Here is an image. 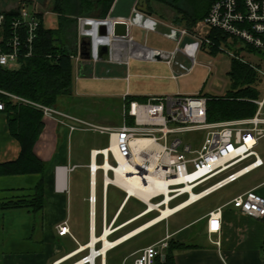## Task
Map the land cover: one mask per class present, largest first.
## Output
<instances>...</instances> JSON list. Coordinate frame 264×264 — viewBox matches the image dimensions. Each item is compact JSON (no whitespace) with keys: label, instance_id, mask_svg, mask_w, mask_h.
I'll return each instance as SVG.
<instances>
[{"label":"built area","instance_id":"1","mask_svg":"<svg viewBox=\"0 0 264 264\" xmlns=\"http://www.w3.org/2000/svg\"><path fill=\"white\" fill-rule=\"evenodd\" d=\"M139 1L136 0L133 17L128 22L147 34L160 31L164 37L176 42V51L164 52L152 49L146 43H138L131 37L117 42L111 34L104 35L100 31V25L106 19L78 17L76 20L77 50L76 54L71 57L74 66L83 60L80 53L82 43L91 42V59L96 63L101 60V45H107L109 52L106 61L108 63L128 66L130 59H127L125 55L145 62H157V57H159L161 61L170 65L173 69L172 78L177 80L193 73L199 64L197 59L199 53L210 54L214 43L209 35L213 29H218L228 35L230 42L238 39L240 42L237 45L238 48L248 44L264 50V0H217L211 6L208 16L198 22L192 30L164 25L138 11ZM30 5L34 6L32 12L28 8ZM2 11L7 13L15 11L17 15L7 27L4 15L0 14V67L12 71L18 70L25 59L34 53V43L41 26L40 16L45 15V12L41 8V3L36 0H20L15 8L3 7ZM220 50L232 58L236 57L235 52L224 45L220 46ZM179 54H182L185 60H180ZM236 58L240 60L239 57ZM174 67L177 69L175 70ZM261 73L264 75V72ZM125 79L127 81L130 79L129 72L126 73ZM0 93L12 101L35 106L43 112L44 118H53L67 126L72 132L79 129L78 124L94 127L56 108L35 104L3 91ZM252 103L257 106L254 117L211 124L207 115L208 98L200 94L151 96L146 101H128V95H125L122 126L97 128L109 135L110 143L108 148L91 153L92 162L89 168L91 177H96L99 170H102L104 177L103 235L110 236L116 231L115 228L113 229L114 223L108 226L107 222L106 202L109 186H115L122 190L127 198L131 197L143 203L146 209L142 212V217L157 213L148 221L154 223L151 226L154 227L167 223L176 214L262 168L264 161L256 149L259 141L264 138V92L260 98L252 100ZM4 110L5 103L0 101V112ZM68 121L73 124H67ZM194 132L206 133L202 143L194 145L180 137ZM143 140L149 141L150 145L138 147L137 141ZM112 145H115L121 161L115 157L111 149ZM93 153H97L96 163L99 157L103 160V164L99 165L95 171L93 170ZM111 160L114 165L110 163ZM108 162L113 167L107 171L105 165ZM131 165L136 169L133 175L140 176L147 187L151 186V196L148 202L135 194L130 196L128 191L113 181L107 183L108 177L114 180L116 175L121 176L120 179L125 178L123 177L124 171L127 166ZM61 169L70 171L74 170V167L72 169L57 167V173ZM156 179L158 181H155ZM193 193L196 196L195 199H192ZM174 202L177 204L171 208L175 212L161 218V209L170 207L169 205ZM89 203L91 209H94L90 217L95 219L97 198L93 200L90 196ZM150 203L154 205L151 211H149ZM226 208H232L245 217L264 223V195L254 188L208 213V234L210 236L221 233L223 212ZM90 229L95 231L93 223ZM59 234L60 236L70 235L67 223L59 227ZM169 238L166 236L162 241L143 248L134 264H155L157 258L164 259ZM215 244L220 247L221 241H216ZM89 254H92L91 248H89ZM100 256L101 253L98 251L96 258ZM261 258L264 261V245L261 249ZM88 259L89 255L85 256L81 262L91 264Z\"/></svg>","mask_w":264,"mask_h":264},{"label":"crops","instance_id":"2","mask_svg":"<svg viewBox=\"0 0 264 264\" xmlns=\"http://www.w3.org/2000/svg\"><path fill=\"white\" fill-rule=\"evenodd\" d=\"M121 1L122 0L116 1L107 18L125 21L132 19L133 7L136 1L134 0V3L131 4L132 0H129L126 6H120ZM41 8L44 12L45 9L43 3H41ZM154 13L156 12L152 10L151 14L146 15L151 16L153 19L164 25L182 28L181 26L176 25L172 20L166 21L158 15L153 16ZM94 16L95 15H90L87 18L101 19L100 17ZM133 27L137 26L130 23V37L135 40L134 36L131 34ZM68 40L72 45V50L76 51V24L70 29ZM106 57L107 54H104L103 57H101V60L97 63L93 59L86 60L83 58V60L77 65L79 76L81 78H105L106 74L111 75L110 69H108L109 67H111L113 72L116 73L118 70L122 71L124 67L129 68L133 62H145L125 55L127 59H130V63L128 66H124L122 64H110L106 61ZM160 62L170 68L172 72L171 79L174 80L172 78L173 69L170 65L165 61ZM174 69L176 70L177 68L174 67ZM127 72L128 71H125L124 73ZM134 75L135 77L140 78V74ZM122 79H125V76L122 77ZM129 80L127 81L125 79L128 83V89L122 97V101L125 95L133 98H146V100L150 97L145 96V94L130 96L131 94L128 93H132V91L131 85H129ZM74 98H78L75 94V90ZM78 100L84 102L90 99L84 100L78 98ZM57 109L59 108L57 107ZM59 111L66 113L62 109H59ZM66 114L80 119L85 123L91 124L90 121H87L84 117L74 115L70 112ZM44 121V131L35 146V154L47 164V169L44 174L31 173L0 176V264H78L85 256L89 255V244H91L92 237L94 235L101 238L106 236V234L103 235L102 223L103 199H101L100 226L97 221V187L99 176L101 175L103 194V188L105 185L103 172L102 170H99L96 177H91L89 169L92 162L91 153L93 151L104 149L94 148L90 150L89 165L80 163L72 164L73 160L70 157L68 140L74 132L87 131V129H83V125L78 124L77 126L79 129L72 132L67 126L59 123L53 118H44ZM67 124L73 123L68 121ZM107 127L115 128L118 126L109 124L108 126L104 125L96 128ZM21 150L20 143L11 136L6 114L0 112V165L17 161L21 155ZM100 158L102 161L101 163H99ZM97 162L98 165H102V157H99ZM60 166L68 167L69 169L74 167V170L67 171L61 169L57 173V167ZM79 168L88 170L90 177V196L92 193L96 194L97 204L95 206V219L90 217V213L94 209H91L90 207L89 198L83 199V202L87 203L89 208V214L86 218L75 215V210L77 209H73V206L75 205H73L74 203L70 201V198L67 195L70 191V173L75 172ZM93 179H95L96 182L95 191H93L91 186ZM41 180L44 182L43 209L39 212H35L31 203H33L32 201L36 193V187ZM109 187L107 188L106 202L107 222L108 226L109 224L114 223L113 229L115 228L116 231L112 235L106 236V238L112 243L117 244L116 246L109 248L104 256L96 258L95 264H134L143 248L162 241L166 236L170 237L169 240L175 239L186 244L188 247L178 250L176 249L174 251V264H264V261L261 258V249L264 245V223L262 221L245 217L232 208H226L223 212L221 233L212 236L208 234L207 215L210 211L221 205L211 209L197 220L198 223L195 225L199 224L203 227L205 232L204 235L198 236L197 234L195 235V233H192L190 236L176 239L175 236L179 235L183 229L169 232V229L167 228L165 229V237L159 238L155 243L140 248L134 242L163 223L150 227L144 232H140V229L144 227L149 220L139 223L142 219L146 218L141 216L143 211L127 218L124 217L127 206L131 199H133L131 197L127 198L126 195L117 206L113 217L109 220ZM6 205H9V207L6 208ZM93 221H95V231H91L90 229ZM79 222L87 223V232L81 230L82 224L80 225ZM64 223H67L70 229V235L60 236L59 227ZM126 237H129V239L118 243V241H121ZM198 239H203L206 242L204 244H198L196 243ZM216 241H221L220 247L215 244ZM100 245L101 247L104 246L102 241L97 244V248ZM164 260L165 258L162 259V261Z\"/></svg>","mask_w":264,"mask_h":264},{"label":"rangeland","instance_id":"3","mask_svg":"<svg viewBox=\"0 0 264 264\" xmlns=\"http://www.w3.org/2000/svg\"><path fill=\"white\" fill-rule=\"evenodd\" d=\"M20 0H1V7L7 9L15 8ZM44 4L45 21L47 27H57L58 15L52 13L53 0H36ZM129 0H122L120 6H126ZM185 1L181 0L180 5H184ZM203 3L205 0H196ZM187 3V2H186ZM151 7L153 14L158 15L163 20L173 21L175 12L169 6L158 1H152ZM30 12L34 10V6H28ZM49 8V10H48ZM94 17H100V13H94ZM131 34L138 43H146L149 48L164 51L174 52L177 49L176 42L164 37L161 32L146 33L139 27H133ZM65 42V37L56 35ZM68 47L72 50V45L69 42ZM59 44V42H57ZM233 51V50H232ZM76 52V51H73ZM235 54V53H234ZM231 58L225 53H218L211 55L208 53L198 54L199 64L194 69L193 73L188 76L181 77L177 80H172V72L170 68L161 62H133L128 68L124 67L122 71L113 72L109 67L111 75H105V78L86 77L81 78L78 73V66H74V90L75 94L80 99H90L88 101H80L78 98H65L59 102L58 108L64 110L66 113L70 112L90 121V125L94 127L83 126L87 131H77L68 140L70 157L73 163L88 164L90 163V150L94 148L105 149L109 146V135L102 134L99 126H122L123 124V101L122 97L128 89V83L122 79L126 75L125 71L130 74V83L132 93L130 96L136 94H145V96L154 97H170L175 95L192 96L202 93L205 96H225L232 90V83L228 72L231 66ZM240 60L245 63L252 64L257 69L259 74V82L257 88L264 92V54L254 53L250 54L243 51ZM180 60H185L182 54H179ZM260 70V71H259ZM132 74V75H131ZM134 74H140L135 77ZM140 92V93H139ZM148 94V95H147ZM151 94V95H149ZM141 96V95H138ZM89 102V103H88ZM57 109V108H56ZM58 109V110H59ZM68 111V112H67ZM230 122V121H224ZM218 122V123H224ZM215 124V123H211ZM205 132H194L180 136L184 141L193 143L194 145L202 143L205 138ZM198 147V146H197ZM257 152L264 161V138L259 141ZM101 158L99 163H101ZM114 165L113 160L110 161ZM71 166V165H70ZM257 188L258 193L264 195V166L229 185L222 191L204 199L203 201L193 205L192 207L176 214L167 223H163L145 235L138 238L134 243L138 247H143L151 243H155L159 238L165 237V229L169 232H174L183 229L176 239L190 236L192 233L198 236L204 235V229L197 224L198 219L209 212L211 209L224 205L234 197L241 195L251 189ZM75 205V215L79 217H88V204L83 202V199L90 198V177L88 170L79 168L75 172L70 173V191L67 194ZM98 210L97 221L100 226L101 222V199H102V179L101 175L98 180L97 187ZM125 198V193L115 186H110L108 189L109 202V220L115 214L117 206ZM179 202V201H177ZM177 202L171 203L169 206L173 207ZM146 209V206L136 199H131L124 213V217L138 214ZM157 213H153L148 217L142 219L139 223L155 217ZM82 226V231L87 232V223L79 222ZM85 226V227H84ZM87 235V233H86ZM206 241L198 239L196 243L204 244ZM195 243V242H194ZM101 247V245L99 246ZM98 247V248H99Z\"/></svg>","mask_w":264,"mask_h":264},{"label":"trees","instance_id":"4","mask_svg":"<svg viewBox=\"0 0 264 264\" xmlns=\"http://www.w3.org/2000/svg\"><path fill=\"white\" fill-rule=\"evenodd\" d=\"M29 1V0H27ZM117 0H53L52 12L58 15L57 27H47L44 15L40 16L41 26L34 43V53L25 59L18 70H7L0 67V91L15 95L29 102L57 108L60 101L74 97V63L72 56L76 54L66 42H69L70 29L76 24L78 17H88L100 13V18L105 19L113 9ZM134 0H132V3ZM136 1V0H135ZM148 0L149 10L152 11L151 2ZM173 9L175 17L173 22L192 30L196 24L203 21L209 14L210 8L217 0H205L200 3L196 0H187L180 5L181 0H154ZM187 2V3H186ZM130 4V5H131ZM0 0V14L4 15L7 27L17 12H3ZM65 37V42L56 35ZM209 38L214 43L210 54L221 52L220 46L224 45L235 52L239 57L245 51L250 54L263 53L264 50L250 45H237L238 39L229 41V36L224 32L213 29ZM59 42V44H57ZM222 53V52H221ZM231 58L230 70L227 73L232 83V90L225 96H201L208 98L207 115L209 123L249 119L254 117L257 106L252 100L260 98L262 93L257 88L259 74L256 68L248 62ZM145 101L146 98L128 97V101ZM0 101L5 103L3 113L8 118L11 136L21 145V155L15 162L0 165V176L44 174L47 164L35 154V146L41 138L45 128L43 112L30 104L12 101L0 93ZM44 182L41 180L36 187L32 208L35 212L43 209ZM17 206V205H13ZM9 205H6L8 208ZM188 248L186 244L175 239L168 241L165 251V260L159 257L155 264H174V251Z\"/></svg>","mask_w":264,"mask_h":264},{"label":"bare ground","instance_id":"5","mask_svg":"<svg viewBox=\"0 0 264 264\" xmlns=\"http://www.w3.org/2000/svg\"><path fill=\"white\" fill-rule=\"evenodd\" d=\"M136 145H138V147L142 148L143 146H149L150 145V142L147 141V140H143V141H137ZM112 151L114 152V155L115 157L121 161L120 159V156L117 152V149L115 147V145H112L111 147ZM97 153H93L94 155V161H93V170L95 171L97 168H98V164L95 162V155ZM106 154V153H105ZM138 161L140 162V159H138ZM113 166L108 162L106 165H105V169L108 171L109 169H111ZM66 170V169H65ZM118 172V171H117ZM124 175L123 179H120L119 175H116V179H111L110 177H108L107 179V183L109 184L110 182H114L115 184L119 185L120 187H122L123 189H125V191H128V193L130 194V196L132 195H137L139 196L140 198L144 199L145 201L148 202L150 196H151V186H146V183L145 181L138 175L134 176L133 174L136 173V169L131 165V166H127L125 171H124ZM62 179V178H61ZM151 181H154V179L152 180V178H150ZM155 181H158L157 179ZM65 183V182H64ZM95 186H96V182H95V179H93V186H92V189L93 191H95ZM166 191V190H165ZM91 196L93 197V200L96 198V194L95 193H92ZM196 196L195 194L193 193V197L192 199H195ZM154 209V205L152 203H150V209L149 211L153 210ZM162 211V216L161 218H164V217H167L169 216L170 214L174 213L175 210H173L171 207H168L166 209H161ZM152 225H154V223H150V222H147L144 227H142L140 230H145V229H148L150 228ZM93 227L95 228V221H93ZM129 237H126V238H123L121 241H118V243H121V242H124L126 240H128ZM103 242V245L101 248H96V244L98 242ZM91 244H89V248H91L92 250V254L90 255L89 254V263L91 264H94V261H95V258H96V254L98 251H100L101 253V256H104L106 254V251L111 248V247H114L116 246L117 243H112L111 241L107 240L106 236H103L102 238L101 237H97L96 235H94L92 237V241L90 242ZM85 262H79L78 264H84Z\"/></svg>","mask_w":264,"mask_h":264},{"label":"water","instance_id":"6","mask_svg":"<svg viewBox=\"0 0 264 264\" xmlns=\"http://www.w3.org/2000/svg\"><path fill=\"white\" fill-rule=\"evenodd\" d=\"M138 11L151 14L149 10L148 0H140L138 5ZM100 31L102 34H111L115 41L126 40L130 38V23L128 21H119L117 19L113 20L111 18H107L104 23L100 25ZM91 42H83L81 45V56L86 59L90 60L91 56V49H90ZM109 52L108 46H101L100 47V57H103L104 54ZM161 59L157 57V62H160ZM97 256V254H96Z\"/></svg>","mask_w":264,"mask_h":264}]
</instances>
